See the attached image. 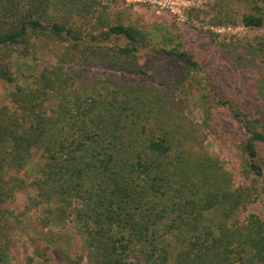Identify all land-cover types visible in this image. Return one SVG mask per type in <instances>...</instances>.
<instances>
[{"label": "trees", "instance_id": "16d2710c", "mask_svg": "<svg viewBox=\"0 0 264 264\" xmlns=\"http://www.w3.org/2000/svg\"><path fill=\"white\" fill-rule=\"evenodd\" d=\"M107 6L101 0H0V83L16 82L15 60L34 55L39 41L58 45L55 64L29 86L16 82L11 105L0 100V264H15L3 221L21 225L10 202L25 185L20 173L34 151L43 164L26 208L45 206L38 217L45 227L74 220L79 260L264 264V217L251 211L241 218L251 205H264V112L215 101L243 128L239 180L206 149L205 123L186 112L181 93L198 80L197 55L157 49L144 27L109 21ZM188 18L203 31L206 25L264 30V0H206ZM207 31L236 67L254 72L255 96L264 104V32ZM111 37L121 43H89ZM164 56V68L155 65ZM102 65L140 74L153 69L159 81L90 72Z\"/></svg>", "mask_w": 264, "mask_h": 264}, {"label": "rangeland", "instance_id": "374dc122", "mask_svg": "<svg viewBox=\"0 0 264 264\" xmlns=\"http://www.w3.org/2000/svg\"><path fill=\"white\" fill-rule=\"evenodd\" d=\"M205 1L101 0L102 4H108L109 21L114 23L119 19L124 22L131 20L144 27V30L149 33L150 42L157 49L179 47L189 49L197 55L202 68L197 76L198 80L193 81V84L187 88V92L183 90L181 93L186 101V112L195 121L205 123V127L210 131L205 142L206 149L220 156L240 180L244 165L238 137L243 133V128L227 106H217L215 101L218 98L231 99L244 110L255 114L264 112V104L257 101L255 96L254 72L236 67L228 57L218 50L206 30L240 35L246 32L261 33L264 30H248L243 26L220 28L213 25H206L204 31L200 30L201 23L190 21L188 13L191 8L203 6ZM119 11L123 13L122 17L118 16ZM117 42L121 43V40L115 37L99 42L89 41L90 44L107 46L115 45ZM57 47L58 45L55 43L46 44L44 41H39L34 55L15 60L16 82L25 86L31 85L34 75H38L47 65L57 62ZM166 63L164 56V58H158L155 65L164 68ZM90 72L115 79L146 82L153 85H157L159 81L153 69H149L147 74H140L102 65L92 67ZM16 82L1 81L0 100L2 104L11 105L9 92L15 87ZM205 95L208 97V102L202 98ZM208 105H213L211 111L206 110ZM42 164L41 153L34 151L24 170L20 173L25 179V185L16 192L15 199L10 202V207L18 216L21 225L19 226L18 223L8 218L3 221V230L11 237V260L15 264H26L28 260L34 264H88L85 257L79 260L81 237L74 220L67 219L64 223L53 221L48 227H45L38 220V217H44L45 206L30 210L26 208V205L36 194L33 182L39 178ZM251 211L264 217V205L260 201L244 211L241 218L244 219Z\"/></svg>", "mask_w": 264, "mask_h": 264}]
</instances>
